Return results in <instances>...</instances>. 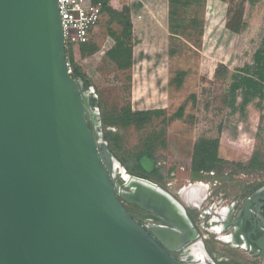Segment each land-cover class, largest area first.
<instances>
[{
    "label": "water",
    "instance_id": "water-1",
    "mask_svg": "<svg viewBox=\"0 0 264 264\" xmlns=\"http://www.w3.org/2000/svg\"><path fill=\"white\" fill-rule=\"evenodd\" d=\"M103 128L69 71L59 1L0 0V264H214L188 211L201 210L208 186L190 184L178 198L128 174ZM261 201L264 186L236 218L230 208L216 222H226L223 243L264 264V234L242 226ZM126 203L161 225L141 224Z\"/></svg>",
    "mask_w": 264,
    "mask_h": 264
},
{
    "label": "rangeland",
    "instance_id": "rangeland-1",
    "mask_svg": "<svg viewBox=\"0 0 264 264\" xmlns=\"http://www.w3.org/2000/svg\"><path fill=\"white\" fill-rule=\"evenodd\" d=\"M171 11L169 0H111L93 29L91 44L98 52L88 55L78 47L71 51V64L93 91L101 119L103 113L126 106L162 112L142 130L113 127L121 141L117 159L128 174L146 176L177 197L190 184L203 183L208 187L201 207L242 204L264 186V171L239 166H249L256 152L264 158V100L260 104L255 100L244 111L235 110L241 98L233 104L231 85L234 76L241 75L239 69L253 63L261 46L264 0H207L201 11L182 8L180 13L188 20L199 15L204 34L200 35L202 28L191 27L177 42L179 52L174 57L169 54ZM125 16L133 26V64L119 69L106 53L115 46L112 31H123L120 21ZM181 71L188 74L183 86L177 87L172 81ZM183 105L185 117L171 120ZM201 137L220 138L222 173L193 171L194 145ZM152 144L154 155H143ZM195 218L201 220L199 212ZM202 232L211 234V250L225 251L239 263L251 262L244 250L217 244L219 233Z\"/></svg>",
    "mask_w": 264,
    "mask_h": 264
},
{
    "label": "trees",
    "instance_id": "trees-1",
    "mask_svg": "<svg viewBox=\"0 0 264 264\" xmlns=\"http://www.w3.org/2000/svg\"><path fill=\"white\" fill-rule=\"evenodd\" d=\"M93 1L102 2L104 4L105 13L111 0ZM169 3L172 6L170 16L171 38L169 54L171 57H174L179 52L177 42H179V40H181V38L188 33V30L191 27L196 29L202 28L200 35L203 36L204 34V28L199 15L188 20L185 16L181 15L180 10L182 8L193 7L198 11H201L206 8L207 0H169ZM112 13L114 15L124 16L123 14L113 10ZM120 24L123 27V31L120 34L112 31L111 37L115 40V46L106 53V56L111 59L119 69H128L133 64V26L130 17L126 16L120 21ZM91 43L92 41L84 45L81 52L88 55L96 54L98 52V48ZM68 56L71 62L70 51H68ZM238 72V74L241 75L234 76V81L231 85V93L233 95L234 105L237 104L238 99L241 98V103L237 105L235 110L244 111L255 100L258 99L259 104L264 100V36L261 46L254 54L253 63L239 69ZM187 74V71H181L172 82H176L177 87L183 86ZM73 75L76 78L82 79V76L74 72V69ZM84 84L86 87H89L87 82ZM192 97L194 99L196 98L195 95ZM92 103L94 106H97V99L93 98ZM185 109L186 107L183 105L179 111L171 117V120L183 119L185 117ZM161 113L162 112L159 110L133 111L130 106L123 107L118 112L103 113L102 122L104 127L107 128V131L104 132L105 138L109 141L112 152L116 155L117 148L121 146L120 138L114 133L113 127L118 126L124 129L135 127L137 130H142L147 124L151 123L155 117H160ZM220 145V138L201 137L196 141L192 156V169L195 173H222L224 171L225 167L221 158ZM155 151V145L152 144L145 148L143 155L151 157L154 155ZM239 166L242 169L252 168L258 171H264V158L259 152H256L253 154L249 166H245L243 164H240ZM139 177L147 178L146 176Z\"/></svg>",
    "mask_w": 264,
    "mask_h": 264
},
{
    "label": "flooded vegetation",
    "instance_id": "flooded-vegetation-1",
    "mask_svg": "<svg viewBox=\"0 0 264 264\" xmlns=\"http://www.w3.org/2000/svg\"><path fill=\"white\" fill-rule=\"evenodd\" d=\"M84 90L88 93L91 94V99L93 101V98H95V95L93 94V91L91 90L90 87H86L84 84ZM97 107V106H96ZM116 180L118 182H122V176L121 173L119 172ZM261 188V187H260ZM258 188V189H260ZM258 189H256L254 192H252L243 202L242 204H240L238 201L236 202H231L229 203L227 206L224 205H220L218 207H215V205L212 206H207V207H201V210H190L189 211V215L194 223V229H196L199 233V237L195 240L197 243H200L198 248L200 249V251H202V246H204L203 248L206 250V252L208 253V255H210L212 257V259H214V264H246V263H239L238 261H235L233 259V257L231 256V254L227 253V252H222V251H213V249L211 250L208 246L210 245V242H208V240H212L211 239V234L209 233H205L203 234L202 230L205 229L207 231H214L216 233H218V227H220L221 225H225V223H217L216 219H217V213L221 212L222 210H226V209H230L233 208L235 211V218L237 215V212L240 211L243 206L245 201L252 196ZM177 197V196H176ZM180 198V197H178ZM197 197H193L192 199H195ZM126 208L128 209V211L132 214V216L134 218H136L137 220L140 221L141 224L146 225V226H157V225H161V223L153 218H149L148 217V213L146 211H144L143 209H141L139 206L134 205V204H129L126 203L125 204ZM195 212H199L200 213V221H197V219L195 218ZM243 227L246 228V232L247 234L249 233H254L255 237H261L264 234V201L258 202L254 205V208L252 210V214H251V219H247L243 222ZM195 230V232H196ZM221 236H215V240L216 243L219 245H225L230 249H242L245 252H247L251 259V262H247L249 264H261L262 262V257L257 256L255 253H252L249 250H245L243 248H237L235 247L233 244H225L221 241ZM203 244V245H201ZM173 255L182 260L185 255L183 254V251H179L176 253H173ZM199 257H201L202 261H207L206 256H202L200 255Z\"/></svg>",
    "mask_w": 264,
    "mask_h": 264
},
{
    "label": "built area",
    "instance_id": "built-area-1",
    "mask_svg": "<svg viewBox=\"0 0 264 264\" xmlns=\"http://www.w3.org/2000/svg\"><path fill=\"white\" fill-rule=\"evenodd\" d=\"M67 51L82 48L91 41L93 29L104 15V4L93 0H58ZM69 59V56H68ZM69 71L73 66L69 60Z\"/></svg>",
    "mask_w": 264,
    "mask_h": 264
},
{
    "label": "bare ground",
    "instance_id": "bare-ground-1",
    "mask_svg": "<svg viewBox=\"0 0 264 264\" xmlns=\"http://www.w3.org/2000/svg\"><path fill=\"white\" fill-rule=\"evenodd\" d=\"M203 188H201L203 191L205 190V185L201 184ZM187 191V190H186Z\"/></svg>",
    "mask_w": 264,
    "mask_h": 264
},
{
    "label": "crops",
    "instance_id": "crops-1",
    "mask_svg": "<svg viewBox=\"0 0 264 264\" xmlns=\"http://www.w3.org/2000/svg\"><path fill=\"white\" fill-rule=\"evenodd\" d=\"M92 38H93V34H92ZM92 38H91V41H92Z\"/></svg>",
    "mask_w": 264,
    "mask_h": 264
}]
</instances>
